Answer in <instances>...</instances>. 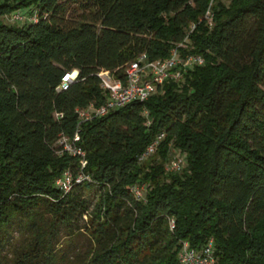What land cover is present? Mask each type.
Returning a JSON list of instances; mask_svg holds the SVG:
<instances>
[{
  "label": "trees",
  "instance_id": "obj_1",
  "mask_svg": "<svg viewBox=\"0 0 264 264\" xmlns=\"http://www.w3.org/2000/svg\"><path fill=\"white\" fill-rule=\"evenodd\" d=\"M210 1L0 0V264H178L182 242L209 240L214 264H264V0L217 1L212 26ZM173 50L202 64L82 123L83 169L58 154L78 111L105 102L100 70L123 79L141 54ZM161 133L159 161L139 164ZM169 148L185 155L179 173L163 170Z\"/></svg>",
  "mask_w": 264,
  "mask_h": 264
},
{
  "label": "built area",
  "instance_id": "obj_2",
  "mask_svg": "<svg viewBox=\"0 0 264 264\" xmlns=\"http://www.w3.org/2000/svg\"><path fill=\"white\" fill-rule=\"evenodd\" d=\"M218 0H211L205 13V19L209 26H212V7ZM34 17L30 18L33 20ZM5 20L10 23H20L23 21V17L20 14H12L5 17ZM190 29H194L191 26ZM202 60L198 56H187L184 59H180L176 50L170 53L167 59L149 62L144 54L137 57L136 60L129 63L124 69V78L117 79L109 71L100 70L97 73V77L100 80V87L106 95L105 102L98 108L90 106L88 109L78 111L79 122L77 129L72 137L60 136L57 141L59 147L58 154L67 153L71 156L80 157V166L83 169L86 166L84 159V152L80 148V136L79 127L82 123L90 121L94 118L103 117L112 110L122 108L133 101L143 102L146 100L155 90L156 86H161L164 82L173 80L179 81L182 78V71L187 67L194 65H201ZM73 72L65 73L61 78L59 86L56 90H66L68 85L74 79ZM149 122H147V125ZM164 134H159L154 141L144 150V152L138 157V163L143 164L149 157L156 153V149L160 142L163 140ZM182 169L180 160H172L169 166L166 168L170 172H180ZM169 173V172H167ZM86 179L83 174L78 175L75 179L76 183ZM72 176L69 171H65L56 180V185L68 192L72 186ZM143 184H135L131 191L137 198L143 197L144 192ZM170 229L174 228L173 220L169 223ZM178 264H214V247L212 240L202 246L199 249L191 248L188 242H182L179 250Z\"/></svg>",
  "mask_w": 264,
  "mask_h": 264
},
{
  "label": "rangeland",
  "instance_id": "obj_3",
  "mask_svg": "<svg viewBox=\"0 0 264 264\" xmlns=\"http://www.w3.org/2000/svg\"><path fill=\"white\" fill-rule=\"evenodd\" d=\"M219 2H223L224 4H228V0H218ZM3 19V18H2ZM156 154V153H155ZM152 155L151 157H149L143 164L147 165V164H154L156 162L159 161V159L156 157V155ZM180 160L181 161V165H182V170H184L185 168V155L181 153V151L175 149V148H169L168 150V154H167V157H166V160L164 162V165H163V170L167 173V172H170V171H167L166 168L169 166L170 162L172 160ZM180 171V172H181ZM15 244L20 247L23 243H24V240L21 236H17L15 235ZM75 246L71 249V252L69 253V256H71L72 258H74L75 254L77 252H80L82 250H85L86 247H87V242L84 238H78L76 241H75ZM74 260V259H73ZM69 260L67 263L65 264H78L77 260Z\"/></svg>",
  "mask_w": 264,
  "mask_h": 264
},
{
  "label": "bare ground",
  "instance_id": "obj_4",
  "mask_svg": "<svg viewBox=\"0 0 264 264\" xmlns=\"http://www.w3.org/2000/svg\"><path fill=\"white\" fill-rule=\"evenodd\" d=\"M76 75H77V72H73L72 74L73 78H75Z\"/></svg>",
  "mask_w": 264,
  "mask_h": 264
}]
</instances>
